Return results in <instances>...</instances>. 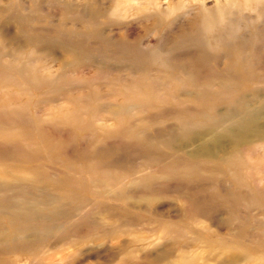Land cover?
Here are the masks:
<instances>
[{
    "label": "rangeland",
    "instance_id": "1",
    "mask_svg": "<svg viewBox=\"0 0 264 264\" xmlns=\"http://www.w3.org/2000/svg\"><path fill=\"white\" fill-rule=\"evenodd\" d=\"M54 55H58L59 58L57 59ZM235 68L242 69L246 75L244 73L238 79L235 77L233 90L230 91L224 88L221 82L223 78L230 77V74L234 72L232 69ZM185 74L189 75L186 77ZM176 77L180 78L179 81ZM180 81L182 82L179 83ZM176 83L177 85L184 83L186 92L183 86L179 87ZM208 88H210L209 92L206 90ZM185 93L194 98L191 99ZM239 95L244 96L249 110H255L260 114L259 129H264V0H0V168L20 165V168L26 169L23 167L29 165L27 169L39 167L38 170H43L49 175H56L62 171L67 172V167H79L85 161L96 159L94 164L98 166L94 167V170L99 171L97 168H101L105 172L111 168L108 175L114 178L120 177L117 182L123 180L116 182L117 188H123L122 184L124 186L128 182L124 187L126 191L124 190L120 200L116 201L113 197L111 200L109 195L91 198L89 193H82L83 197L95 200L94 203L102 199L106 206L113 205V208L115 206L118 208L117 211L122 210L116 215L109 210L100 213H103L106 225L112 223V226L116 228L121 225L119 228L123 232L117 234L115 238L102 241L93 238L97 236L96 229L87 232L85 228H81V233L94 234L91 239L84 242L70 241L60 245L55 253L46 252L42 257L43 264H67L71 260L70 255L75 245L82 251L74 258L77 264L97 262L109 264L111 259L120 260L124 257L123 253H115V247L117 248L120 243L125 245L127 241L136 237L141 239L133 247L139 246L142 252L135 251L131 255L127 254L129 260L134 259L133 264H140L144 253L158 256L165 248L167 249L165 251L169 252L167 259L176 264L174 255L181 249L177 247H180L182 242L177 239L180 243L172 246L169 237L162 236L160 233L159 223L162 222L179 226L181 224L180 227H186V230L189 228L188 231L194 229L195 234H199L198 242L188 241L184 247L187 256L198 264H213L214 259L220 260L224 257L227 259V249H219L216 244L218 241L228 243L229 241L224 238H229L230 231L239 229L245 239L239 242L246 245L253 243L250 248H252L251 256L255 259L250 264H257L263 252L258 245L264 244V146L261 145L262 143L264 145V139L259 140L260 143L254 140L253 144H256L252 149H243L242 153L240 152L245 164L240 167L239 174L247 179L246 187L236 186L229 178L221 174L222 172H219L221 176L219 173L215 174V171L207 172L210 169L192 162L185 156L189 149L193 151L202 143V140L205 141V138L195 137L178 153L164 152L158 144V141H166V137L171 140L170 137L178 131H184L181 127L197 129L204 114H210L206 116L231 114L232 110L231 113L226 112L228 100H231L230 106L233 107L232 103ZM184 97L188 98L185 100ZM209 101L211 105L207 104ZM119 105L123 108L120 109ZM155 113L158 115L156 116ZM179 113L182 115L180 116ZM90 117L94 122L90 121ZM127 118L131 120L128 122L131 126L125 123L128 121ZM183 119L192 123H185ZM177 120L179 123L184 122L182 125L179 123L177 125ZM86 121L93 124L90 126L88 123L86 127ZM55 122L60 125V128ZM52 124L57 127L54 128ZM77 125L79 130L75 128ZM98 125H101L103 129ZM132 127L135 128L132 129ZM100 129L104 132L99 131ZM134 131L138 133L134 134ZM117 132H120V137ZM170 133L171 136H168ZM165 134L168 135L165 136ZM112 135L115 137L107 138ZM122 135L126 137L121 138ZM129 135L132 137L129 138ZM148 141L152 144L157 142L160 148H153L152 144L146 143ZM28 142L31 145L27 146ZM48 145L51 148L47 147ZM228 146L226 141L217 146L209 145L210 149L216 153H223ZM35 147L37 149L39 147V150H34ZM8 148L11 149L9 153ZM29 149L34 151H30L31 155ZM33 153L37 155H32ZM52 154L57 156L54 157ZM147 154L152 155L147 157ZM44 155L45 157L42 158ZM20 156L22 160L19 159ZM31 156L34 157L31 158ZM23 157L27 158V161ZM55 158L57 160L54 161ZM39 161L42 163L40 164ZM71 162H73L72 165ZM103 163L108 165L103 166ZM162 163L165 166L168 165L167 163L169 165L165 167ZM171 164L173 166L178 164L179 167L176 166L178 170ZM181 165L182 168H180ZM183 165L190 167L187 169L188 167L185 168ZM155 167L157 171L154 172ZM100 172L101 170L98 173ZM69 173L75 177L81 175L73 170ZM162 173L171 176V180ZM132 175H135L137 179L135 176H133L135 179H132ZM146 175L147 177H144ZM148 177L149 180H145ZM167 177L168 179L164 180ZM139 180H142L140 183L145 184L137 182ZM151 181L152 184L156 182V185H150ZM130 184L131 186L133 184V187ZM149 185L154 186V189ZM199 185L204 186L203 189ZM141 187H145L148 191L142 194L143 197L139 195L138 198ZM236 187L239 189L236 190ZM149 188L155 192L152 191V194ZM189 188L193 189V192L188 191ZM95 189L98 190V188ZM250 192L252 194H249ZM147 193L152 194L149 195V199L147 198L148 201L144 199L148 197ZM183 195L189 198L184 203L179 200V197ZM215 195H218V198ZM129 196L130 198L133 196L134 199H130ZM236 196L242 198L245 196V201L233 199ZM124 197L127 200L129 198V202ZM255 198L258 201L256 204L250 201L246 203V199L255 200ZM124 199L127 202L123 201ZM225 199L227 201H224ZM231 199L235 201L230 203ZM92 207H94L93 214H97L96 206ZM83 209L90 210V205H85ZM82 213H77L76 216H80L75 218L76 221L84 218ZM127 213L131 217L129 215L125 217ZM80 222L79 220L77 224ZM190 234L186 236L189 239L194 236ZM127 248L130 249V247ZM221 253H223L222 256H220ZM31 257L32 255L26 256L21 253H2L0 262L30 264Z\"/></svg>",
    "mask_w": 264,
    "mask_h": 264
},
{
    "label": "bare ground",
    "instance_id": "2",
    "mask_svg": "<svg viewBox=\"0 0 264 264\" xmlns=\"http://www.w3.org/2000/svg\"><path fill=\"white\" fill-rule=\"evenodd\" d=\"M71 47V46H70ZM68 48V47H67ZM73 48V47H72ZM51 50V49H50ZM53 51V50H52ZM66 51V50H65ZM69 51V49H68ZM75 51V50H74ZM74 51H73V54H74ZM76 52V51H75ZM52 53V52H51ZM72 53V51H71ZM76 54V53H75ZM53 55V53H52ZM77 55V54H76ZM55 56V55H54ZM78 56V55H77ZM57 59L59 58L58 55L55 56ZM242 57H244L242 55ZM73 60V59H71ZM75 60V59H74ZM77 60V59H76ZM240 60V58H239ZM251 60V59H250ZM236 63V62H234ZM246 63V62H245ZM70 64V63H69ZM249 66H250V63H249ZM245 67V66H244ZM245 69V68H244ZM234 72H230V77H225L223 78L222 82H221V85L230 90L234 87V78L237 77L236 79H238L239 77H242L244 75L245 72H243L242 69H239V68H235V69H232ZM248 70V69H246ZM226 71V70H225ZM245 71V70H244ZM248 72V71H246ZM250 72V71H249ZM227 73V72H226ZM160 75V74H159ZM168 75V74H166ZM171 76V74H169ZM177 75V74H176ZM186 75V74H185ZM189 75V74H187ZM186 75V77H187ZM246 75V73H245ZM175 76V75H174ZM179 76V75H178ZM164 77V76H163ZM173 77V76H172ZM185 77V76H183ZM165 78V77H164ZM169 77H167L168 79ZM174 78V77H173ZM172 78V79H173ZM176 77V80L179 81L180 78ZM182 78V77H181ZM171 79V78H170ZM190 79V78H189ZM192 79V78H191ZM175 81V79H174ZM184 81V80H182ZM182 81H180L179 83H181ZM188 81V80H187ZM210 81V80H209ZM209 81H205V82H209ZM190 82V81H189ZM212 82V81H210ZM191 83V82H190ZM43 84V83H42ZM207 84V83H206ZM177 85V83H176ZM181 85V84H180ZM180 85H177L180 87ZM188 85V84H187ZM204 85V84H203ZM208 85V84H207ZM206 85V87H208ZM210 85V84H209ZM181 86H185L184 83L183 85ZM190 86V84H189ZM192 86V85H191ZM200 86V85H199ZM204 87V86H203ZM205 88V87H204ZM223 88V89H224ZM179 89V88H178ZM185 87H184V91H185ZM188 89V88H187ZM200 89V88H199ZM210 88L206 89L207 91L209 90ZM214 89V87L212 88ZM215 89H218V88H215ZM182 91V89H180ZM179 90V91H180ZM189 90V89H188ZM205 90V89H204ZM219 90H222V89H219ZM233 90V89H232ZM203 91V90H202ZM215 91V90H214ZM226 91V90H225ZM186 92V91H185ZM194 92V91H193ZM198 92V91H197ZM209 92V91H208ZM217 92V91H216ZM233 92V91H232ZM120 93V92H118ZM184 93V92H183ZM201 93V92H200ZM203 93V92H202ZM227 93V91H226ZM241 93V92H240ZM255 93V92H254ZM121 94V93H120ZM124 94V92L122 93V95ZM186 94V93H185ZM195 94V93H194ZM194 94L192 96H194ZM199 94V93H197ZM212 94H213V91H212ZM217 94V93H216ZM229 94V92H228ZM232 94V93H231ZM119 95V94H118ZM190 95V94H188ZM186 94V96H188ZM204 95V94H202ZM210 95V94H209ZM244 95V94H243ZM115 96V95H114ZM142 96V95H141ZM205 96V95H204ZM208 96V95H207ZM218 96V95H217ZM219 96H222V95H219ZM229 96V95H228ZM188 97H191V96H188ZM186 97V99L188 98ZM234 97V96H233ZM236 97V96H235ZM238 97V96H237ZM236 97V98H237ZM180 98V97H179ZM178 98V99H179ZM194 98V97H191V99ZM208 98V97H207ZM227 98V97H226ZM231 98V97H230ZM112 99V98H111ZM181 99V98H180ZM185 99V97H184ZM185 99V100H186ZM224 99V98H223ZM228 99V98H227ZM226 99V100H227ZM183 100V98L181 99ZM205 100V99H204ZM211 100V99H210ZM76 101V100H75ZM149 101V100H148ZM208 101V100H207ZM220 101V100H219ZM222 101V100H221ZM129 103V100L127 101ZM138 102V101H137ZM143 102V101H142ZM144 102H147L146 100H144ZM195 102V101H194ZM196 102H199V101H196ZM217 102V101H216ZM228 113H231L230 111L232 110V113L231 114H227V113H224L222 115H217V114H211L212 116H206L207 114H204L205 116L202 117L201 119V122L198 120L199 123V127L197 129H190V128H187L185 127V129L183 127H181L184 131H178L177 134H175L174 136L170 137L171 140L166 137V141L165 140H162V141H158V144L161 145L162 149L164 150V152L168 151V152H173V153H178L180 151H182L183 147L185 146V144L191 140H193L195 137H202V138H205V141L202 140V143L200 145H198L197 147H195L193 149V151H187L186 149H184L185 151H187V154L185 153V156L191 160L192 162L194 163H199L201 164V166L205 167V168H208L210 169V171H207V172H213L215 171V174L217 173H221V174H224L227 178H229L230 181L233 182V184H235L236 186L238 187H246L247 184H248V181L245 177H241V175L239 174V169L242 165L245 164L242 156H241V151L243 149H247V150H250L254 147V145L256 144H253L254 140L255 142L258 140H261V139H264V129L262 128L261 130L259 129L260 126L258 125V120L260 119V114L258 112H256L255 110H249L248 109V105H247V101L245 100L244 96L242 95H239V97L234 100H232V105L234 104L233 107H231L230 103H231V100H228ZM76 103V102H75ZM148 103V102H147ZM202 103H204L202 101ZM202 103H199V104H202ZM223 103V102H222ZM130 104V103H129ZM145 104V103H144ZM143 104V106H144ZM205 104H206V101H205ZM203 104V105H205ZM207 104H210V101L209 103ZM217 104V103H215ZM215 104H212V105H215ZM108 105V104H107ZM107 105H104V106H107ZM198 105V103H197ZM211 105V104H210ZM209 105V107H210ZM220 105V104H219ZM224 105V104H223ZM78 106V105H77ZM112 106V105H110ZM125 106V105H124ZM138 106V105H137ZM202 106V105H201ZM206 106V105H205ZM203 106V107H205ZM80 107V106H79ZM120 107V105H119ZM140 107V106H139ZM208 107V106H207ZM103 108V107H102ZM106 108V107H105ZM104 108V109H105ZM110 108V107H109ZM123 107H120V109H122ZM142 108V107H141ZM157 108V107H156ZM155 108V109H156ZM202 108V107H201ZM108 109V108H107ZM118 109V108H116ZM125 109V108H124ZM130 109V108H129ZM134 109V108H133ZM137 108H135L136 110ZM146 109V108H145ZM144 109V110H145ZM209 109V108H208ZM215 109V108H214ZM77 110V109H76ZM75 110V111H76ZM82 110V109H81ZM147 110V109H146ZM150 110V109H149ZM213 109H211L212 111ZM115 111V110H114ZM119 111V110H117ZM122 111V110H121ZM124 111V110H123ZM133 110H131L132 112ZM204 111V110H203ZM209 111V110H208ZM78 112H79V108H78ZM77 112V113H78ZM81 112V111H80ZM116 112V111H115ZM125 112V111H124ZM124 112H122L124 114ZM140 112V111H139ZM143 112V111H142ZM162 111H160L161 113ZM178 112V111H177ZM206 112V111H204ZM91 113V112H90ZM109 113V112H108ZM117 113V112H116ZM115 113V114H116ZM133 113V112H132ZM151 113V112H150ZM159 113V112H158ZM159 113V114H160ZM184 113V112H183ZM53 114H55V112H53ZM82 114V113H81ZM114 114V113H113ZM135 114V113H134ZM137 114V113H136ZM153 114V113H152ZM156 114V113H155ZM162 114V113H161ZM161 114L159 116H161ZM186 114V113H184ZM193 114V113H192ZM199 114V113H198ZM97 115V114H96ZM95 115V116H96ZM117 115V114H116ZM115 115V116H116ZM127 115V113L125 114ZM130 115V114H129ZM149 115V114H148ZM158 114H156L157 116ZM176 115V114H175ZM179 115L181 116L182 114L179 113ZM178 115V117H179ZM196 115V114H194ZM193 115V116H194ZM201 115V114H200ZM203 115V114H202ZM210 115V114H208ZM52 116V115H51ZM92 116V114H91ZM94 116V117H95ZM98 116V115H97ZM121 116H124V115H121ZM143 116H145L143 114ZM142 116V117H143ZM150 116V115H149ZM172 116V115H171ZM186 116V115H185ZM187 116H188V113H187ZM199 116V115H198ZM65 117V116H64ZM74 117V116H73ZM112 117V115H111ZM114 117V116H113ZM141 117V118H142ZM176 117V116H175ZM192 117V115L190 116ZM206 117V118H205ZM55 118V116H54ZM60 118V117H59ZM76 118V116H75ZM78 118V117H77ZM92 117H90V121H92L91 119ZM105 118V117H104ZM110 118V117H109ZM119 118V116H118ZM140 118V117H139ZM154 119V117H152ZM182 118H185V117H182ZM189 118V117H188ZM51 119V118H50ZM63 119V118H62ZM82 119V118H81ZM144 119V118H143ZM152 119V121H153ZM179 119H181V117H179ZM178 119V120H179ZM190 119V118H189ZM48 120V119H47ZM76 120V119H74ZM102 120V119H101ZM118 120V119H116ZM115 120V122H116ZM128 121H126L125 123H128V122H131V120L129 121V118H127ZM137 120V119H136ZM146 121V119H144ZM176 120V118H175ZM174 120V121H175ZM178 120L176 121V124L178 125ZM185 120V119H183ZM182 120V121H183ZM187 120V119H186ZM185 120V123H188V122H191V121H186ZM197 120V119H196ZM52 121V120H51ZM50 121V122H51ZM65 121V120H64ZM68 121V120H67ZM100 121V120H99ZM104 121V120H103ZM107 121V119H106ZM142 121V120H141ZM149 123L150 121L147 120ZM181 121V120H179ZM38 122V120H37ZM50 122H47L48 124ZM60 122V121H58ZM73 122V121H72ZM71 122V123H72ZM80 122V120H79ZM94 122V120L92 121ZM110 122V121H109ZM107 122V123H109ZM114 122V123H115ZM120 122V121H118ZM117 122V123H118ZM134 121L132 120V123ZM156 122V121H154ZM163 122V121H162ZM184 122V121H183ZM179 123L180 125H182V123ZM54 123V121L52 122ZM57 123V122H55ZM78 123V122H77ZM75 123V124H77ZM81 123V122H80ZM79 123V124H80ZM85 123V122H84ZM87 126L88 127V123L89 125L91 126L93 123L91 122H87ZM85 123V124H86ZM102 123V121H101ZM105 123V122H104ZM113 123V124H114ZM121 123V122H120ZM135 123V122H134ZM133 123V124H134ZM192 123V122H191ZM189 123V124H191ZM197 123V121H196ZM58 124V123H57ZM56 124V125H57ZM73 124V123H72ZM97 124V123H96ZM96 124H94L95 126H97ZM110 124V123H109ZM130 124V123H128ZM139 124V123H138ZM142 123H140L141 125ZM145 125V123H143ZM152 124V123H150ZM156 124V123H154ZM163 124V123H162ZM175 124V123H174ZM175 124V125H176ZM188 124V125H189ZM195 124V123H193ZM55 126V124H52ZM74 125V124H73ZM103 125V124H102ZM116 125V124H115ZM127 125V124H126ZM176 125V126H177ZM197 125V124H196ZM67 126H70V125H67ZM66 126V128H68ZM75 126V125H74ZM78 126V125H77ZM75 127V128H78L76 130H79V126L78 127ZM82 126V125H81ZM99 126V125H98ZM101 126V125H100ZM99 126V127H100ZM104 128H105V125H103ZM113 128L114 125H112ZM120 126V125H119ZM123 126V125H122ZM131 126V124H130ZM138 126V125H136ZM135 126V127H136ZM148 126V125H147ZM146 126V127H147ZM184 126V125H183ZM57 126H55L54 128H56ZM58 127L60 128V125L58 124ZM62 127V126H61ZM85 127V125H84ZM118 127V126H117ZM134 127V128H135ZM150 127V126H149ZM192 127V125H191ZM194 127V125H193ZM90 128V127H89ZM101 129H103L102 127H100ZM122 128V127H121ZM132 127V129H134ZM138 128V127H137ZM178 128L180 129V127L178 126ZM99 130V131H102V130ZM107 129V128H106ZM116 129H119V128H116ZM148 129V128H147ZM146 129V130H147ZM178 129V130H179ZM38 130V129H37ZM71 130V129H70ZM95 130V129H94ZM98 130V129H97ZM113 130V129H112ZM126 130V129H125ZM149 130V129H148ZM75 131V130H74ZM88 131V129H87ZM73 132V131H71ZM89 132V131H88ZM104 132V130L102 131ZM100 132V133H102ZM110 132V131H109ZM194 132V133H193ZM86 133V132H85ZM91 133V132H90ZM99 133V132H98ZM115 133V131H114ZM120 132H117L118 136L120 135L119 134ZM138 132H135L134 131V134H136ZM140 133V132H139ZM20 134H22L20 132ZM73 133H71L72 135ZM77 134V133H75ZM80 134V132H79ZM78 134V136H79ZM105 134H107L105 132ZM112 134V133H111ZM141 134V133H140ZM149 134V133H147ZM169 134V133H168ZM167 134V135H168ZM81 135V134H80ZM92 135V134H91ZM90 135V136H91ZM116 135V133H115ZM131 135V133H130ZM129 135V138L132 137ZM133 135V134H132ZM165 134V136H167ZM5 136V135H3ZM75 136V135H74ZM94 136V135H93ZM96 136H99V135H96ZM126 136H128L126 134ZM125 135H122L121 138L123 137H126ZM137 136V135H136ZM156 135L154 134V137ZM161 136V135H160ZM168 136H171V133L170 135ZM21 137V136H20ZM95 137V136H94ZM114 138L115 136H111V137H107L108 139L109 138ZM117 137V136H116ZM120 137V136H119ZM118 137V138H119ZM138 137H141L138 135ZM137 137V138H138ZM163 137V136H162ZM91 138H93L91 136ZM103 138V137H102ZM134 138V136H133ZM132 138V139H133ZM142 138V137H141ZM147 138V137H145ZM96 139V137H95ZM164 139V138H163ZM12 140H14L12 138ZM25 140V139H24ZM33 140V139H32ZM35 140V139H34ZM41 140V139H40ZM139 140V139H138ZM137 140V141H138ZM142 140V139H141ZM145 140V139H144ZM147 140V139H146ZM149 140V138H148ZM168 140V141H167ZM17 141V140H16ZM93 141V140H92ZM140 141V140H139ZM223 141H226L228 143V148L223 152V153H216V152H213L209 145L210 146H217L219 143L223 142ZM30 142V141H29ZM28 142V145H31L29 144ZM46 143V141H44ZM96 142V140H95ZM101 142V141H100ZM150 142V143H149ZM153 142V141H152ZM262 142V141H261ZM5 143V142H4ZM107 143V142H106ZM148 144H152L151 141H148L146 142ZM260 143V141H259ZM1 144V143H0ZM6 144V143H5ZM3 144V145H5ZM26 144V142H25ZM24 144V145H25ZM34 144V143H33ZM36 144V143H35ZM157 144V142L153 143L151 146L155 149H158L160 147H158L159 145ZM258 144V143H257ZM9 145V144H8ZM38 145V144H37ZM45 145V144H44ZM260 145V144H259ZM262 146L263 143L261 144ZM36 146V145H35ZM261 146V147H262ZM5 147H7V145H5ZM13 147V146H12ZM26 147V146H25ZM37 147V146H36ZM34 148V150H39V147L38 149L37 148ZM49 147V145L47 146ZM144 147V146H143ZM148 147V146H147ZM20 148V147H19ZM33 148V147H32ZM51 148V146L49 147ZM185 148V147H184ZM263 148V147H262ZM9 151L8 153L10 152V148H8ZM15 149H18V148H15ZM28 149V147H27ZM92 150H94L92 148ZM192 150V149H191ZM263 150V149H262ZM29 152L30 151H33V149H29L28 150ZM49 151H51L49 149ZM48 151V152H49ZM22 152V151H20ZM19 152V153H20ZM24 152V151H23ZM34 152V151H33ZM36 152V151H35ZM52 152V151H51ZM92 152V151H90ZM151 152V151H150ZM184 152V151H183ZM241 152V153H240ZM11 154V153H10ZM40 155V153H38ZM54 154V153H53ZM52 154V155H53ZM154 154V153H153ZM21 155V154H19ZM17 155V156H19ZM25 155V154H24ZM29 155V154H28ZM30 155H31V152H30ZM32 155H35V153H33ZM37 155V154H36ZM35 155V156H36ZM89 155V154H88ZM148 155H152V154H147V157ZM178 156L181 155V154H177ZM6 156V155H5ZM9 156V155H8ZM12 156V154H11ZM14 156V155H13ZM16 156V155H15ZM48 156V155H47ZM54 157H56L57 155H53ZM183 156V155H181ZM29 157V156H28ZM34 156H31V158H33ZM39 157V156H38ZM44 156H42V158H44ZM85 157V156H84ZM100 157V156H99ZM155 157V156H154ZM7 158V156H6ZM13 158V157H12ZM21 158L22 160V156L19 157V159ZM25 159V157H23ZM31 158H29L31 160ZM37 158V157H35ZM34 158V159H35ZM82 158V157H81ZM86 158V157H85ZM89 158H93V157H89ZM153 158V157H152ZM177 158V157H176ZM10 159V158H9ZM15 159V158H14ZM28 159V160H29ZM41 159V158H40ZM83 159V158H82ZM87 159V158H86ZM95 159V158H93ZM92 159V160H93ZM158 159V158H157ZM156 159V160H157ZM166 159V158H165ZM168 159V158H167ZM182 159V158H180ZM18 160V159H17ZM27 161V158L25 159ZM36 160V159H35ZM44 160V159H42ZM57 160L56 158L54 159V161ZM151 160V159H150ZM8 161V160H7ZM16 161V160H15ZM24 161V160H23ZM60 161H61V157H60ZM66 161V160H65ZM96 161V159L94 160ZM94 161H90L89 162H83V164L79 167H67V172H63L62 173H58L56 175H49L48 173H46L45 171L43 170H38V168L36 167H30L31 168H28L27 167L29 166H26V167H23V168H26V169H22L20 168L21 166L20 165H17L16 167H12V168H6V167H1L0 168V254L4 253V254H13V253H21L23 255H26V256H30L32 255L31 257V260H30V264H43V258L45 256V253L46 252H52V253H55L57 251V249L60 247V245H64V243H70V241H78V242H84L86 240H89L91 239V237L94 235H89L88 233H81V228H85L87 230V232L89 231H94V229H96V237H93V238H96L98 240H108L110 238H115V236H117V234L119 235L120 232H123L121 231V229L118 227H113L112 226V223L110 225H106L105 222H104V216H103V213L106 212V210L110 211L112 214L114 213V215H116L119 211H117V207L115 206V208H113L110 204L111 207H108L106 206L104 203V201L101 199L99 201H96L94 203V201L90 200V198H86V197H83L82 193L84 192H87L90 194L91 198H98V197H103V195H109L111 196V200L114 198L115 201L116 200H120V197L122 195V192L125 190V183L124 186L122 184V187L123 188H117V186L115 185L116 182H117V179L119 178H114L112 175H108V172L109 170L107 171H103V169L101 168H97V170H101L100 173H98L99 171H96L94 170V167L98 166L94 164ZM98 161V159H97ZM102 161V160H101ZM100 161V163H101ZM171 161V160H170ZM182 161V160H181ZM14 162V161H12ZM19 162V161H18ZM25 162V161H24ZM30 162V161H28ZM75 162V161H74ZM154 162V161H153ZM159 162V161H158ZM40 163V161H39ZM42 163V162H41ZM40 163V164H41ZM64 163V162H63ZM73 162H71V165H72ZM110 163V162H109ZM151 163V162H150ZM171 163V162H169ZM169 163H167L169 165ZM182 163V162H181ZM179 163V164H181ZM184 163V162H183ZM35 164V163H34ZM70 164V163H69ZM98 164V163H97ZM104 164V165H103ZM102 165L103 166H106L107 163H103ZM158 164V163H157ZM160 164V163H159ZM158 164V165H159ZM185 164V163H184ZM64 165V164H63ZM101 165V164H100ZM108 165V164H107ZM110 165V164H109ZM113 165V164H111ZM156 165V167L158 166ZM168 165H164L162 163V166H165L167 167ZM172 165V164H171ZM187 165V164H186ZM191 166H193L192 164H190ZM12 166V165H11ZM33 166V165H32ZM67 166V165H66ZM149 166V165H147ZM151 166V165H150ZM173 166V165H172ZM175 166V165H174ZM173 166V167H174ZM176 166L179 167L178 164H176ZM175 166V169H177ZM184 166V165H183ZM19 167V168H18ZM45 167V166H44ZM43 167V168H44ZM59 167V166H58ZM100 167V166H99ZM102 167V166H101ZM112 167V166H111ZM154 167V166H153ZM155 167V168H156ZM172 167V168H173ZM185 168L189 169L190 166H184ZM202 167V168H203ZM105 168V167H104ZM146 168V167H145ZM171 168V167H169ZM171 168V169H172ZM182 168V165L181 167ZM204 168V169H205ZM42 169V167H41ZM45 169H47L45 167ZM65 169V168H63ZM106 169V168H105ZM153 169V168H152ZM151 169V170H152ZM160 168H158L159 170ZM170 169V170H171ZM78 171L81 175L78 176V177H75L73 176L71 173H69L70 171ZM112 170V169H111ZM154 172L157 171V168L156 170L153 169ZM178 170V169H177ZM207 170V169H206ZM50 170H48L49 172ZM59 171V170H58ZM162 171V170H161ZM160 171V172H161ZM199 171V169H198ZM201 171V170H200ZM53 172V171H52ZM107 172V173H106ZM131 172V171H129ZM140 172V171H139ZM177 172V171H176ZM185 173V171H182ZM242 172V171H241ZM50 173V172H49ZM145 173V172H144ZM147 173V172H146ZM159 173V172H157ZM168 173H170L168 171ZM219 173V175H220ZM51 174V173H50ZM112 174V173H111ZM116 174H118L119 176L122 175V174H119V172ZM127 174V173H126ZM163 174V173H162ZM171 174V173H170ZM178 174V173H177ZM190 174V173H189ZM188 174V175H189ZM212 174V173H211ZM244 174V173H243ZM125 175V173H124ZM138 175V174H137ZM151 175V173H150ZM149 175V176H150ZM157 175V174H156ZM165 174H163L164 176ZM176 175V174H175ZM180 175V174H179ZM199 175V174H198ZM213 175V174H212ZM223 175V176H224ZM116 176V175H115ZM135 176V175H132V177ZM142 176V175H141ZM159 176V174L157 175ZM162 176V177H163ZM165 176H168V175H165ZM174 175L172 174V177ZM181 176V175H180ZM187 176V175H186ZM190 176V175H189ZM207 176V175H206ZM221 176V175H220ZM244 176V175H243ZM118 177V176H117ZM123 177V175H122ZM136 177V176H135ZM144 177H147L144 176ZM154 177H155V174H154ZM170 177L169 180H171V176H168ZM165 178L164 180H167L168 179ZM203 177V176H202ZM217 177V176H216ZM126 178V177H125ZM124 178V179H125ZM128 178H129V175H128ZM151 178V177H150ZM158 178V177H156ZM164 178V177H163ZM176 178V177H174ZM174 178H172L173 180H175ZM208 178H211V177H208ZM132 179H135L134 177ZM130 179V180H132ZM137 179V177H136ZM141 179V178H140ZM149 180V177L148 178H145V180ZM154 179V178H153ZM192 179V178H191ZM203 179V178H202ZM212 179V178H211ZM221 179V178H220ZM178 180V179H177ZM176 180V181H177ZM186 180V179H185ZM197 180V179H195ZM200 180V179H199ZM206 180V179H205ZM222 180V179H221ZM228 180V179H227ZM120 181H123L122 179L119 180L118 182ZM127 181V180H126ZM134 180H132L133 182ZM142 180H139L137 182H141ZM144 181V180H143ZM161 182L163 180H160ZM159 181V182H160ZM183 181V180H181ZM180 181V182H181ZM189 181V180H188ZM198 181V180H197ZM196 181V182H197ZM208 181H211V180H208ZM213 181V180H212ZM220 181V180H219ZM229 181V182H230ZM117 182V183H118ZM135 182V181H134ZM133 182V183H134ZM154 182V181H153ZM168 182V181H167ZM179 182V183H180ZM202 182V180L200 181ZM206 182V181H205ZM215 182V180L213 181ZM212 182V183H213ZM123 183V182H121ZM136 183V182H135ZM143 183V182H142ZM140 183V184H142ZM156 182H154L153 184H155ZM184 183H187L186 181H184ZM138 183H136L137 185ZM145 184V183H143ZM142 184V185H143ZM152 184V181L150 183V185ZM152 184V185H153ZM189 184V183H188ZM134 184V187L136 186ZM139 185V184H138ZM141 185V186H142ZM148 185V184H146ZM149 185V186H150ZM198 185V184H197ZM211 185V184H210ZM121 186V185H120ZM131 186V184H130ZM129 186V189L131 187H133V184L132 186L130 187ZM148 186V187H149ZM200 186V185H199ZM202 186V185H201ZM200 186V187H201ZM152 187V189H154L153 187L154 186H150V188ZM204 187V186H203ZM203 187H201L203 189ZM230 187V186H229ZM95 188H98V190H96ZM142 188V187H141ZM139 188V193L137 195V197L139 198V195L142 196V194L144 195V193H146V190L145 187H143L142 189ZM149 188V190H150ZM237 188V187H236ZM248 188V187H247ZM138 190V187L136 188ZM135 189V191H136ZM141 189V190H140ZM148 189V188H147ZM197 189V187H196ZM230 189V188H228ZM239 188H237L236 190H238ZM133 190V189H131ZM187 190V189H186ZM190 190V188L188 189V191ZM193 190V189H192ZM190 190V191H192ZM234 190V189H233ZM257 190V188H256ZM126 191V190H125ZM124 191V192H125ZM153 190H150V192L152 193ZM187 191V192H188ZM200 191V190H199ZM202 191V190H201ZM215 191V190H214ZM213 191V192H214ZM246 191V190H245ZM251 191V190H249ZM255 191V190H254ZM261 191V189H260ZM130 193V191H128ZM155 191H153L154 193ZM157 192V191H156ZM182 192V191H180ZM193 192V191H192ZM212 192V191H211ZM212 192V193H213ZM226 192V191H225ZM232 192V191H231ZM252 192V191H251ZM249 193V194H252V193ZM133 193V191H132ZM152 193V194H153ZM158 193V192H157ZM255 193L257 194V192L255 191ZM137 194V191L136 193ZM152 194H149V195H152ZM185 194H188V193H185ZM248 194V195H249ZM131 195V194H130ZM148 195V193L146 194V196ZM149 195L148 197H145L144 199H149ZM219 195V194H218ZM217 195V196H218ZM228 195V194H227ZM230 195V193H229ZM229 195L227 196L229 198ZM238 195V194H237ZM246 195V194H245ZM215 195V197H217ZM222 196V195H221ZM226 196V195H225ZM232 196V194H231ZM234 196V195H233ZM250 196V195H249ZM253 196V195H252ZM251 196V197H252ZM264 196V195H263ZM113 197V198H112ZM128 197V196H127ZM143 197V196H142ZM155 197V195H154ZM154 197H152V199L154 200ZM188 197V196H187ZM187 197L185 195L183 196H180L179 200L180 201H187ZM189 197H191L189 195ZM220 197V196H219ZM105 198V197H104ZM108 199L110 197H107ZM126 198V197H124ZM130 198V196H129ZM128 198V200L130 199H134V197L132 196L130 199ZM157 198H159L157 196ZM192 198V197H191ZM213 198V196H212ZM218 198V197H217ZM222 198V197H221ZM245 198V196H244ZM242 198L241 196H236V197H233V199L237 200V201H245V199ZM248 198V197H247ZM258 198L260 199V196L258 195ZM141 199V198H140ZM139 199V200H140ZM143 199V200H144ZM148 199L146 201H148ZM262 199V198H261ZM87 200H90L87 202ZM127 200V198H126ZM127 200V201H128ZM138 200V201H139ZM213 200V199H212ZM217 200V199H216ZM235 200H230L229 202L232 203L233 201ZM125 201V199L123 200ZM125 201V202H127ZM145 201V200H144ZM152 201V200H151ZM224 201H227L226 199ZM232 201V202H231ZM250 201V202H253V204H256V198L255 200L253 199H246V203ZM125 202H123V204H126ZM129 202V201H128ZM220 202V201H219ZM255 202V203H254ZM258 202V201H257ZM120 203V202H119ZM133 203V202H132ZM260 203V201H259ZM263 203H264V199H263ZM121 204V206L123 205ZM189 204V203H188ZM85 205H90V210L89 209H83L85 207ZM96 206V208L98 209V216L97 214H93V211H94V207L92 206ZM109 205V204H108ZM129 205V204H128ZM135 205V204H134ZM252 205V204H251ZM260 205V204H258ZM262 205V204H261ZM260 205V206H261ZM84 206V207H83ZM118 206V205H117ZM149 206V205H148ZM89 207V206H88ZM119 207V206H118ZM130 207V205H129ZM258 207V206H257ZM68 208V210H66ZM262 208V207H261ZM121 209V208H119ZM133 209V208H132ZM185 210V209H183ZM263 210V209H262ZM122 210H120L121 212ZM78 212H83L82 215L84 218H81L79 219L81 222L77 224V222L79 220H75V218H77L78 216L77 213ZM100 212H103V213H100ZM119 212V213H120ZM131 212V211H130ZM118 213V214H119ZM125 213V212H124ZM134 213V212H133ZM132 213V214H133ZM143 213V212H142ZM145 213V212H144ZM111 214V215H112ZM122 214V213H121ZM120 214V215H121ZM153 214V213H152ZM96 215V216H95ZM107 215V214H106ZM113 215V216H114ZM129 213H127L125 215V217H129L128 216ZM76 216V217H75ZM124 216V215H123ZM122 216V217H123ZM134 216V214H133ZM82 217V216H81ZM106 217V216H105ZM111 217V216H110ZM131 217V216H130ZM148 217V216H147ZM185 217V216H184ZM119 218V216H118ZM140 218V217H139ZM149 218V217H148ZM147 218V219H148ZM183 218V217H182ZM151 219V218H150ZM185 219V218H184ZM106 220V219H105ZM110 220V219H109ZM153 220V219H152ZM151 220V222H152ZM76 221V222H75ZM123 221V220H122ZM144 221V220H143ZM154 221V220H153ZM77 224H75V223ZM149 222V223H151ZM162 222V221H161ZM166 222V221H165ZM168 222V221H167ZM144 223V222H143ZM194 223V222H193ZM108 224V223H107ZM148 224V222H147ZM155 224V223H153ZM160 224V233H162V236H165L167 237L168 239H170L169 241H171V244L173 246V244H177V243H181V245H179L180 247H177V248H181L177 253H175L174 255V258L177 260V263L176 264H198L197 262H194L192 261L188 256H187V253L184 249L185 245L188 243V241H193V243H196L199 241V237L197 235L199 234H195V232L192 230H189L188 229L186 230V227L185 228H182L178 225V224H173V223H167V224H164L163 222L162 223H159ZM79 225V226H78ZM83 226V227H81ZM157 226V225H156ZM244 226V225H243ZM264 227V226H263ZM66 228V229H65ZM122 228V227H121ZM242 229V228H241ZM244 230V229H243ZM264 230V229H263ZM203 231V230H202ZM194 232V233H193ZM243 232V231H242ZM192 234L194 235L192 238H187L186 236L188 234ZM190 234V235H191ZM246 234V233H245ZM211 236V235H210ZM229 238H224L226 241H229L228 243H224L222 241H218V243L216 244L217 247L219 249H227V259H214V263L213 264H238L240 262H243L244 264H250L252 262V260H254L255 258H253L251 256V245L253 243H249L250 245H246V244H242L241 242L239 241H243L244 237H243V234L241 233V230L237 229V231H230L229 233ZM264 236V235H263ZM163 237V238H165ZM202 237V236H201ZM141 239V238H140ZM140 239L138 237L136 238H133L131 239L130 241H127L128 243H126L125 245L124 244H118L117 245V248L115 247V253H123L124 257L121 258L120 260L119 259H111L109 261V264H133L134 262V259H128L127 257V254H132L133 252H142V248H140L139 246H135L133 247V245H135V243L137 244ZM167 239V240H168ZM177 239H180L181 241L179 242V240ZM95 240V239H94ZM245 240V239H244ZM264 241V240H263ZM125 243V242H124ZM213 243V242H212ZM243 245V246H242ZM176 246V245H175ZM240 246V247H239ZM260 249H262V254H261V257L259 258V262L257 264H264V244H260L258 245ZM47 247V248H46ZM127 247H130V249H128ZM254 247V246H252ZM46 248V249H45ZM166 249V248H165ZM165 249H162L160 254L157 256V255H151V254H148V253H144L142 255L143 257V260L140 264H175L174 262H172L171 260H168L167 259V254L169 252L165 251ZM254 249V248H253ZM74 251L72 252V254L70 255L71 256V260L68 261L67 264H77L75 262V257H77L78 255H80L82 253L81 251V248L80 247H77L75 245ZM167 250V249H166ZM163 251V252H162ZM128 252V253H127ZM223 252V251H222ZM223 253L220 254V256H222ZM115 257V256H113ZM54 262V261H53ZM62 262V260L60 261ZM55 263V262H54ZM0 264H10V263H7V262H0ZM59 264V263H57ZM84 264H101L100 262H97V263H84ZM102 264H105V263H102ZM136 264V263H135Z\"/></svg>",
    "mask_w": 264,
    "mask_h": 264
}]
</instances>
